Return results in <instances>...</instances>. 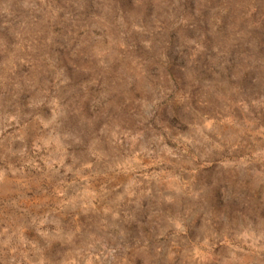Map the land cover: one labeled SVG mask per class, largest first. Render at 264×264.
I'll list each match as a JSON object with an SVG mask.
<instances>
[{
	"label": "rangeland",
	"instance_id": "1",
	"mask_svg": "<svg viewBox=\"0 0 264 264\" xmlns=\"http://www.w3.org/2000/svg\"><path fill=\"white\" fill-rule=\"evenodd\" d=\"M0 264H264V0H0Z\"/></svg>",
	"mask_w": 264,
	"mask_h": 264
}]
</instances>
